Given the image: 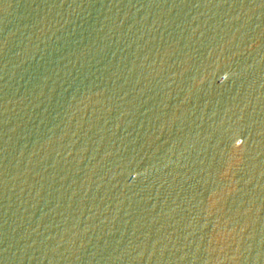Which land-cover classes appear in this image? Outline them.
<instances>
[{"label":"water","instance_id":"1","mask_svg":"<svg viewBox=\"0 0 264 264\" xmlns=\"http://www.w3.org/2000/svg\"><path fill=\"white\" fill-rule=\"evenodd\" d=\"M0 264H264V0H0Z\"/></svg>","mask_w":264,"mask_h":264}]
</instances>
